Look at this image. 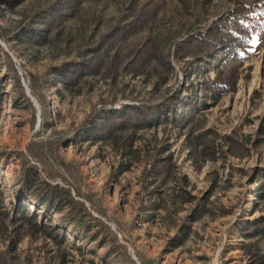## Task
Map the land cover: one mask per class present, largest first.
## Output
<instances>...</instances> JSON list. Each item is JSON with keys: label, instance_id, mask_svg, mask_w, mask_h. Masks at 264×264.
Here are the masks:
<instances>
[{"label": "rangeland", "instance_id": "374dc122", "mask_svg": "<svg viewBox=\"0 0 264 264\" xmlns=\"http://www.w3.org/2000/svg\"><path fill=\"white\" fill-rule=\"evenodd\" d=\"M71 1L0 0V264H264V20L240 58L224 36L188 43L264 0H77L44 42L19 40ZM100 47L98 75L72 89L54 75ZM126 105L161 118L88 137ZM49 188L67 191L61 213L33 205Z\"/></svg>", "mask_w": 264, "mask_h": 264}, {"label": "trees", "instance_id": "16d2710c", "mask_svg": "<svg viewBox=\"0 0 264 264\" xmlns=\"http://www.w3.org/2000/svg\"><path fill=\"white\" fill-rule=\"evenodd\" d=\"M263 1V0H260ZM77 0L68 2L65 5H62L58 8H51L46 14L43 15L41 23L38 24L42 26L41 29L31 28L25 29L18 35L19 40H25L33 44L44 42L48 37V28L51 25L58 24L64 19H71L76 15ZM262 8V9H261ZM261 8H253L249 5L244 8L241 13L246 16L255 15L258 16L255 18L253 16L241 17L240 15H235L229 20L219 23H214L212 26L208 27L205 32H201L200 35L192 37L188 40V43L195 45V47H204L207 50L215 49V42L220 41L221 36L227 37L229 42H236L238 45L234 52V58H240L242 54L252 53L255 47L253 40H258L261 38V35L258 32L259 23L264 20V15L259 11L264 10V5ZM263 15V16H262ZM143 28L141 22L129 23L126 27L122 28L118 35L120 38L126 39L130 36L135 35ZM226 48H223V51H226ZM106 50L104 47H100L95 50L94 55L91 59L80 60L78 62H66L63 66L55 70L54 75L60 79L62 85L66 88L72 89L78 87L79 84L86 78L93 77L98 75L104 68V59L103 54ZM5 56L9 58L6 53ZM147 62V61H146ZM214 87V88H213ZM210 89L215 92V94L223 95V93L228 92V88H225L223 84H214ZM161 117L150 116L144 108L134 107V106H124L123 110L120 112H111L109 117L106 119L103 128L98 129L94 128L88 131L89 136L93 139H100L101 137L109 138L114 132H122L126 129L138 130L142 128H147L152 126L155 121H159ZM40 180L38 179V172L34 168H27L23 174V181L20 185L21 194L20 197L31 198L36 191V187L39 185ZM49 187L47 184H44ZM261 191H264V184L261 185ZM63 193L67 192L65 189H61ZM57 188H49L45 195L37 198L36 201H33V205L37 208L44 207L45 209H52L55 213H61L66 203L63 202V199L60 198L62 194ZM73 201V199H72ZM80 205V204H79ZM70 223V222H69ZM256 236L264 235V218L261 220H256ZM58 227L51 228V232H57ZM185 237L177 243V246L181 245L184 242Z\"/></svg>", "mask_w": 264, "mask_h": 264}, {"label": "water", "instance_id": "95a60500", "mask_svg": "<svg viewBox=\"0 0 264 264\" xmlns=\"http://www.w3.org/2000/svg\"><path fill=\"white\" fill-rule=\"evenodd\" d=\"M26 93H27V95H28L31 103L34 105V107H37V109H38V116H39L40 115V109H39V107H38L35 99L31 96V94L29 93V91H28L27 88H26ZM79 200L82 201L81 199H79ZM112 229L115 230L114 226H112ZM125 246L129 248L130 253H131L133 259H136L135 256H134V251L132 250V248H130V246L128 244H126Z\"/></svg>", "mask_w": 264, "mask_h": 264}, {"label": "snow or ice", "instance_id": "6c2138e0", "mask_svg": "<svg viewBox=\"0 0 264 264\" xmlns=\"http://www.w3.org/2000/svg\"><path fill=\"white\" fill-rule=\"evenodd\" d=\"M253 43H255V40H253Z\"/></svg>", "mask_w": 264, "mask_h": 264}]
</instances>
